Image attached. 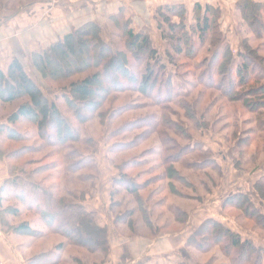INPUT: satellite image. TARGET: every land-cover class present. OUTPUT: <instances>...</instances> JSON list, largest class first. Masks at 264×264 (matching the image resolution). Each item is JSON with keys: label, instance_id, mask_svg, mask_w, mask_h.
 Returning <instances> with one entry per match:
<instances>
[{"label": "trees", "instance_id": "obj_1", "mask_svg": "<svg viewBox=\"0 0 264 264\" xmlns=\"http://www.w3.org/2000/svg\"><path fill=\"white\" fill-rule=\"evenodd\" d=\"M4 4L5 6L0 7V10L8 8L15 14L19 12V9L26 7L24 5L14 10V8H9L10 2ZM235 10L242 20L241 24L247 26V30L253 34L254 38L264 40V1L238 0ZM186 15L187 9L184 5L166 6L156 10L157 28L161 31L160 36L166 47V63H163L158 56L150 37L143 31H135L131 26V20L125 19L122 13L114 15L108 20L113 31L108 42L102 38L103 28L100 24L87 22L48 46L41 53L32 55V66L43 80H57L71 76L76 69L94 68L90 76L69 83L66 93L62 95L63 103L73 112L77 120L81 114L82 125L92 117L98 118L103 123L107 114L111 119L114 118L115 113V116L119 117L120 112L124 113L138 108L137 103H126L117 107L113 113L112 111L107 113L108 111L104 109L105 104L114 103L115 100L120 99L121 94L136 92L139 94L136 100L142 96L150 101L144 105L149 104L153 108H159L145 118H139L144 127L139 135V140L157 136L156 144L159 145V150L149 149V154L155 153L157 157L161 158L159 161L162 171L157 174L156 180L159 182L166 180L172 193L184 196L187 195L174 188L175 178L178 177L179 182L193 192H195V186L184 175L179 174L176 165L185 171H203L206 168L217 170L219 166L214 159L209 158L211 151L205 148V145L194 143L193 135L185 136V132H183L185 130L191 134L190 131L196 132L197 128L207 129L208 123L206 126L197 124V120H194L195 114L190 111L194 108L190 106V100L187 101V98H190L188 97L189 88L180 78L178 79L181 81L173 79V74L167 71L169 66H175L172 57L177 56L185 59L189 54L199 55L202 51L210 53L197 66L201 69L200 75L196 78L197 82L189 83L190 86L198 84L202 88L199 92L200 96L195 99L196 102L203 93L218 90L223 100L234 102L241 98L243 103L245 101L248 105L247 109L243 111L248 114L253 115L258 112L255 111L256 108L264 106V83H261L264 80V68L255 60L256 58L251 56L247 40L243 39L237 53H233L225 33L221 29L220 8L196 3L192 10L194 21L188 27L183 24ZM170 17H177L179 22L168 21ZM250 17H253L255 25L250 22ZM162 22L168 28L166 31L162 28ZM238 29L240 33V27ZM86 50L89 55L83 56ZM114 66L116 75L111 73V68ZM153 83L156 87L161 85L157 94L154 93L156 87ZM223 83H226V87H223ZM101 84L107 88L103 87L102 91H97V86ZM151 85L153 88L149 90ZM241 88L243 91L240 92ZM95 94L100 96L98 100L91 99ZM15 104L17 105L15 110L4 117V122H0V138L5 137L9 141L14 127L26 122V125H32L36 129L37 136L41 138L46 147L54 148L57 152L66 151L63 155V159L66 161L64 172L75 175L79 171L90 168L97 170L98 173L95 158L88 157L94 152V138L87 136L83 139L80 137L79 131L62 114L59 105L42 92L16 59L12 60L6 72L0 70V105ZM179 108L188 114H185L186 125L173 119V117H178ZM190 122L192 127L189 126ZM235 124L232 126L234 130L238 129V120ZM259 124L264 125V123ZM141 127L142 125H135L134 128L138 130ZM259 127H257V131L262 132V128ZM124 128L126 127L120 131ZM249 130L247 132L250 134ZM120 131L117 130L114 133L117 134ZM251 132L255 131L251 130ZM250 138L248 135L245 139L246 142H249ZM108 140H112V136H109ZM185 141L188 143L183 144ZM78 144L89 145L90 152L84 154L72 149V146ZM115 148V143H113L108 153L111 155L119 151ZM174 151H176L175 155L169 153ZM16 157L17 155L14 153L13 155L3 154L0 148V159L5 163L7 169V178L0 186L1 231L6 234L25 232L23 230L25 225L21 224L15 227L10 224L8 219H5V213L9 210H4L2 203L11 200L23 205L26 208V213H32L35 216L34 222L30 220L26 222V235L43 236L42 232L31 227V223H34L45 227L48 234H55L64 239V241L57 242L48 253L36 255L27 260L26 264L74 263L76 261L73 259L63 260L62 258L66 252L65 249L69 246L84 249L90 254L106 256L109 250L107 229L97 224L94 213L85 207L84 198L79 199L71 191L59 195L62 192L58 185L43 187L30 179L32 175H29L30 177L26 175L25 189V182L18 175L15 176L12 167L8 165ZM188 157L193 160H188ZM82 176L77 175L76 177L83 183L93 178L92 175H88L81 180ZM129 180L127 181L121 176H116L113 179L109 209L117 205V201L112 198L116 197L121 188L130 193L140 190L139 185ZM261 189H264V182L257 181L253 191L259 195ZM190 197L193 198L195 195ZM196 198L200 199V197ZM232 202H241L258 220L264 219V213L260 211L248 194L238 192L228 195L224 200V203L231 204ZM138 203L142 204V201L139 199ZM11 212L12 216L18 215L17 210ZM143 212L146 214L145 209ZM183 216L184 212H181L179 217ZM149 225H151L150 222ZM216 230L224 238L227 248L239 251L241 256L249 259L247 262L254 258L255 264H264V249L262 247H257L252 242V238H243L239 232L228 228L216 219L205 220L188 239L187 246H191L190 243L194 246L199 245L198 238L202 239L204 235L211 237L216 234L213 233ZM150 261V258L147 257L136 264H149ZM236 264L244 263L238 261Z\"/></svg>", "mask_w": 264, "mask_h": 264}, {"label": "rangeland", "instance_id": "obj_2", "mask_svg": "<svg viewBox=\"0 0 264 264\" xmlns=\"http://www.w3.org/2000/svg\"><path fill=\"white\" fill-rule=\"evenodd\" d=\"M38 1L0 0V7L5 6V2H10L8 4L9 8H14V10L26 5V7L19 9L20 12ZM45 1L53 2L56 0H42L41 2ZM213 6L217 7L218 5ZM218 7L221 10V29L225 33L233 53H237L239 44L243 39L247 40L251 56L254 59L256 58L255 60L264 68V40L255 39L253 34L247 30V26L241 24L242 20L237 14V10L230 16L227 11L220 6ZM193 18L191 13H187L183 24L188 27L193 23ZM168 21L178 23L179 19L177 17H170ZM250 22L255 25L253 17H250ZM163 24L162 28L166 31L168 28L166 24ZM101 26L103 28L102 38L105 42H108L111 39L113 31L108 23ZM238 27H240V33L238 32ZM145 33L152 40L160 59H162L163 63H166V47L160 36L161 31L157 28V31H147ZM86 55H89L87 50L83 53V56ZM209 55L210 53L202 51L199 55L192 56L189 54L185 59L173 56L175 66H169L167 70L173 74V79L175 78L177 81L182 80L186 83L185 86L189 88L188 97L190 98H187V101L190 100V106L195 110V112L194 110L190 111L192 114H195L194 120H197V124L206 126L208 123L207 129L201 130L197 128L196 132L190 131L191 134H188L184 130L185 136L193 135L192 141L194 143L205 145V148L211 151L209 158L214 159L219 166L217 170L206 168L203 171H185L176 165L179 169V174L184 175L194 184L195 192L185 188V185L179 182L178 177L174 180V188L187 196L172 193L166 180L163 182L156 180L157 174L162 171L159 161L161 158L157 157L155 153L149 154V149L159 150V145L156 144L158 138L154 135L139 140V135L144 128L143 122L139 118H145L150 113L159 110V108H153L149 104V106L144 105V103H150L148 99L146 100V98L140 96L141 98L136 100L139 97V94L136 92L121 94L119 96L120 99L118 98L114 103L108 102L105 106L103 105L104 109L108 111L107 113L110 111L113 113L117 107L126 103H137L138 108L124 113L120 112L121 115L119 117L115 116L116 113L114 112V118L111 119H109L107 114L103 123L98 118L92 117L89 120L87 119V122L82 125L80 122L82 119L81 114L79 115V120L75 118L73 112L63 103L62 95L66 93V87L69 83L90 76L94 68L87 70L83 68L76 69L71 76L57 80L41 79L30 65L26 67V72L42 92L50 100H54L59 105L62 114L79 131L80 137L83 139L87 136L94 138V152L93 154H89L88 157L95 158L98 173L96 172L97 170L90 168L79 171L75 175H69L64 172L63 169L66 161L63 159V155L66 151L57 152L54 148L46 147L41 138L37 136L36 129L32 125H26V122H22L14 127L9 141L5 137L0 138V148L3 154L13 155L14 153V155H17L8 164L9 167H12L13 174L15 176L18 175L25 182V189L26 175H32V177L29 176L30 179L43 187L58 185L61 190L60 192H62L59 195L71 191L79 199L84 198L83 203L87 202L85 204L87 209L91 208L92 200L96 198V192H101L105 182L110 179L108 175L112 173L115 176L124 177L127 181L130 179L129 181L139 185L140 190L130 193L124 188H119L120 190L116 194V197L112 198V200L117 201V205L110 209L109 214L107 212H94V215L98 216L99 219H97L99 221H103L106 218L105 215L109 216L111 220H115L117 231L114 232L116 235H111V238L118 237L119 235L129 238H162L164 235H173L176 238L177 246L181 250L175 252L177 257L172 262L173 264H236L238 261L244 264H255L254 258H251L252 260L247 262L249 259L241 256L238 253L239 251L227 248L224 238L221 237L220 232H217V230L213 232L216 234L211 237L204 235L202 239L198 238L200 241L199 245L194 246L190 243L191 246H187L189 244L188 239L205 220L216 219L228 228L239 232L243 238H252V242L257 247L264 249V219L258 220L251 213L250 209L245 207L241 202L224 203L228 195L243 192L248 194L256 206L259 207L260 211L264 213V189H261V194L259 195L253 191L257 181L264 182V125L259 124L264 123V106H257L258 108L255 111L258 112H255V114H248L243 111L247 109L248 105L245 101L243 103L241 98L234 102L223 100L218 90L203 93L198 102H196L195 99L200 96L199 94L201 93L199 92L202 88L198 84L190 86L189 83L195 84L197 82L196 78L201 73V69L197 66ZM111 70V73L116 75L115 66ZM261 83H264V80ZM153 84L156 87L155 83ZM152 85L149 87V90L153 88ZM103 87L107 88L103 84L98 85L97 91H102ZM160 87L161 85H157L154 90L155 94L159 92ZM223 87H226V83ZM241 91H243L242 88L240 89ZM99 98L100 96L95 94L91 99L98 100ZM16 107V104L0 105V122H4V117L14 111ZM177 113H179L178 117H173V119L180 124L185 123L184 125H186L187 117L185 114L188 115L187 112H183L179 108ZM237 120L238 129L234 130L232 126L236 125L235 122ZM101 124L104 125L102 126ZM135 125H142V127L137 130L134 128ZM189 126L192 127L191 122ZM123 127L126 128L122 132L120 130ZM257 127L262 128V132L257 131ZM248 129H250V134L247 132ZM59 130L61 131L60 128ZM117 130L121 133L115 134L114 132ZM251 130L255 132H251ZM248 135L251 138L249 142H246L245 139ZM109 136H112V140H108ZM113 143H115V149L119 151L110 155L108 150ZM187 143L188 141L183 142V144ZM73 148L84 154L90 152L89 145L78 144L72 146ZM169 153L175 155L176 151ZM188 160L193 159L188 157ZM107 166V173H103L102 169ZM77 175H83L81 180L88 175H92L93 178L83 183L77 180ZM209 189L210 191H208ZM194 195L195 197H190ZM196 197H200V199ZM89 198H92V200ZM139 199L142 201V204L138 203ZM2 207L4 210H9L5 213V219H8L10 224L15 227L21 224L25 225V228H23L25 232L11 234L14 244L24 253L25 259L30 260L36 255L48 253L57 242L64 241L62 237L48 234L45 227L34 223H31V227L38 232H42L43 234L41 235L43 236H38L37 234H32V236L26 235V222L28 220L34 222L35 216L32 213H26V208L16 201L6 200L2 203ZM143 209H145L146 214L143 212ZM12 210H17L18 215L12 216ZM181 212H184L183 217H179ZM149 222L151 225H149ZM107 237L109 250L106 256L102 254H90L84 249L69 246L65 249L66 252H64L62 258L63 260L73 259L76 261L70 264H108L110 262V250L114 244H110L108 231ZM165 237L161 240H166ZM26 243L32 248L26 247ZM162 256H165V254H162ZM103 257L105 258L103 259ZM143 258L145 259L147 256H143Z\"/></svg>", "mask_w": 264, "mask_h": 264}, {"label": "crops", "instance_id": "obj_3", "mask_svg": "<svg viewBox=\"0 0 264 264\" xmlns=\"http://www.w3.org/2000/svg\"><path fill=\"white\" fill-rule=\"evenodd\" d=\"M39 0L32 6L14 13L8 8L0 10V70L7 71L12 60H18L26 71L32 66V55L41 53L48 46L62 39L87 22L100 25L107 24L110 17L122 13L125 19L131 20L134 30L157 31L155 21L156 10L166 6L184 5L187 13L192 14L196 3L201 5H218L233 15L238 0H56L53 2ZM264 1V0H254ZM34 71V68H33ZM108 169L104 167L103 173ZM107 173V172H106ZM109 173V172H108ZM103 190L96 192V200L92 198L89 211L110 213V194L112 181L116 176L108 175ZM7 178L5 163L0 159V186ZM106 195V196H105ZM94 197V196H92ZM103 200V202H102ZM87 202L84 203V205ZM89 203V202H88ZM86 207V205H85ZM103 221L96 222L106 227L110 235V250L108 264H136L143 256L150 258L149 264H173L177 257L176 251H181L173 235L161 237H113L116 230L115 221L105 215ZM103 215V217H105ZM100 217V216H99ZM13 236L0 229V261L2 264H26L24 253L14 244ZM160 238V239H158ZM126 240V241H125ZM114 241V242H112ZM26 243V247H27ZM30 248V246H28ZM32 248V247H31ZM30 248V249H31ZM161 252V253H160ZM162 254L165 256H162ZM161 255V256H160ZM173 255V256H172ZM160 256V257H159ZM172 256V257H171Z\"/></svg>", "mask_w": 264, "mask_h": 264}, {"label": "built area", "instance_id": "obj_4", "mask_svg": "<svg viewBox=\"0 0 264 264\" xmlns=\"http://www.w3.org/2000/svg\"><path fill=\"white\" fill-rule=\"evenodd\" d=\"M0 264H2L1 261H0Z\"/></svg>", "mask_w": 264, "mask_h": 264}]
</instances>
